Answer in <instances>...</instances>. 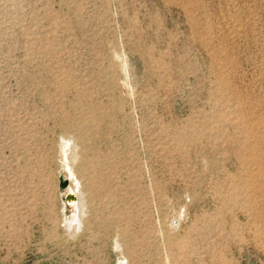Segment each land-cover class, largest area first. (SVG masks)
<instances>
[{
  "label": "rangeland",
  "instance_id": "1",
  "mask_svg": "<svg viewBox=\"0 0 264 264\" xmlns=\"http://www.w3.org/2000/svg\"><path fill=\"white\" fill-rule=\"evenodd\" d=\"M121 260L264 264V0H0V264Z\"/></svg>",
  "mask_w": 264,
  "mask_h": 264
},
{
  "label": "bare ground",
  "instance_id": "2",
  "mask_svg": "<svg viewBox=\"0 0 264 264\" xmlns=\"http://www.w3.org/2000/svg\"><path fill=\"white\" fill-rule=\"evenodd\" d=\"M59 154L64 178L68 180V187L65 193H71L74 196V200L69 203L71 209L70 215L68 218L64 216L63 222L67 230H73L74 232L79 230L82 225V217L85 210V197L74 169L76 153L74 151L73 141L70 139L62 141L60 143ZM123 261L121 260L119 264H124Z\"/></svg>",
  "mask_w": 264,
  "mask_h": 264
},
{
  "label": "water",
  "instance_id": "3",
  "mask_svg": "<svg viewBox=\"0 0 264 264\" xmlns=\"http://www.w3.org/2000/svg\"><path fill=\"white\" fill-rule=\"evenodd\" d=\"M59 187L62 190H66L68 187V180L60 177L59 178ZM67 204H69L70 202H72V200H74V196L71 193H65L63 198H62Z\"/></svg>",
  "mask_w": 264,
  "mask_h": 264
}]
</instances>
